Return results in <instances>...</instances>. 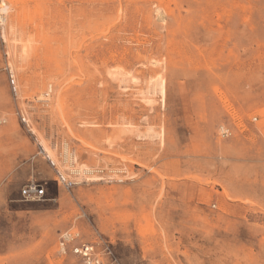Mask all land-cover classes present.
I'll use <instances>...</instances> for the list:
<instances>
[{"label":"rangeland","instance_id":"obj_1","mask_svg":"<svg viewBox=\"0 0 264 264\" xmlns=\"http://www.w3.org/2000/svg\"><path fill=\"white\" fill-rule=\"evenodd\" d=\"M3 7L0 264H264V0Z\"/></svg>","mask_w":264,"mask_h":264},{"label":"built area","instance_id":"obj_2","mask_svg":"<svg viewBox=\"0 0 264 264\" xmlns=\"http://www.w3.org/2000/svg\"><path fill=\"white\" fill-rule=\"evenodd\" d=\"M6 22L4 14H0V33L2 32V28L4 27ZM15 83V82H14ZM5 123V120H0V126ZM220 134L222 137H229L231 135V132L228 128L221 127L220 128ZM40 154H44L45 158L48 160L50 166L54 169L56 173V183L59 188H62L63 190L70 191L75 186L78 185V183L75 181V174L76 172H71L69 175L67 173H63V171L59 170L57 164L50 158V156L47 154L46 151H43V148H40ZM63 162H69L71 166H74V156L70 155V157H67L64 155ZM21 195L24 198L25 201L28 202H37V201H43L46 200L47 196V189L46 184L40 185L36 184L34 182H31L30 184H27L23 187L21 191ZM74 238L66 233L62 236V243H61V250L63 253L67 252V245L72 242ZM75 256L82 259L83 264H106L103 259L100 257V255L95 251L94 247L90 244H80L78 246H74L71 251Z\"/></svg>","mask_w":264,"mask_h":264},{"label":"bare ground","instance_id":"obj_3","mask_svg":"<svg viewBox=\"0 0 264 264\" xmlns=\"http://www.w3.org/2000/svg\"><path fill=\"white\" fill-rule=\"evenodd\" d=\"M2 12H3V14L4 13H7V9H6V7H3V10H2ZM3 31H4V29H3ZM3 38L6 40V34L3 32ZM19 51V50H18Z\"/></svg>","mask_w":264,"mask_h":264}]
</instances>
